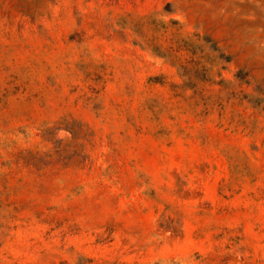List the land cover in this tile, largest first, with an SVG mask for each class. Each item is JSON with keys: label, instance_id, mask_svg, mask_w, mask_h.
I'll use <instances>...</instances> for the list:
<instances>
[{"label": "rangeland", "instance_id": "rangeland-1", "mask_svg": "<svg viewBox=\"0 0 264 264\" xmlns=\"http://www.w3.org/2000/svg\"><path fill=\"white\" fill-rule=\"evenodd\" d=\"M0 264H264V0H0Z\"/></svg>", "mask_w": 264, "mask_h": 264}]
</instances>
